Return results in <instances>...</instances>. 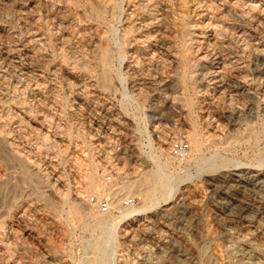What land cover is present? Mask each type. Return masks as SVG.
<instances>
[{
	"label": "bare ground",
	"instance_id": "bare-ground-1",
	"mask_svg": "<svg viewBox=\"0 0 264 264\" xmlns=\"http://www.w3.org/2000/svg\"><path fill=\"white\" fill-rule=\"evenodd\" d=\"M67 1L0 0L2 16L0 17V153L4 152L5 154L2 155L7 154L8 158H11L13 164L15 163L14 168L21 172L24 180L31 178L33 181V175L39 173L48 176L46 169L48 165L51 166L53 158L46 144L48 146L49 144L59 147L66 146L77 137L84 136V134L78 133L73 135L70 130L66 131L67 126L64 118L66 116L73 119H71L72 124H79L82 128L87 121L89 137H94L92 131H96L95 127H108L110 128L109 137H114L119 141L120 137L126 136L122 134L121 126L129 125L132 122L130 118L127 119L124 112L126 113L131 107L138 108L139 97L147 92V87L156 88L157 92L163 95L164 100L170 99V103H175L180 98L184 99L186 107L189 109L193 103L190 96L193 87L189 83V78L191 77V66L195 62H199L201 78L205 79V84L199 89L203 96L200 98V102L205 106L206 119L211 123L214 134L219 133L221 125L219 117L214 113L216 111L214 103L226 104L229 113L244 112V108L249 107L256 100L264 105V75L262 72L258 74L248 71L250 63L264 54V0H192L191 11L193 16L195 15L192 17L193 19L177 17L176 8L173 5L159 4L157 0H134L132 4H130L132 0H124V4H119L117 11L115 9V12L112 11L110 14H108V8L110 3H113L112 0H84V6L88 8L90 17L94 18L98 25L102 23L105 26H110V28L106 27L109 29V33L104 28L102 32L96 34L97 37L93 36L91 28L81 29L80 26L78 27V22L83 20L82 16L67 8ZM130 6H132L131 9ZM177 18L181 20L183 26L180 39L177 38L178 41L175 38V33L173 34L177 29ZM114 19L121 23V28L110 24ZM88 21L90 24L91 19ZM22 36L23 39L20 40L19 37ZM71 40H73L72 44L70 43L71 46L66 49L65 46ZM178 47H180V56L183 59L180 77L182 78V90L173 95L175 93H168V89L171 87L170 82L174 81L171 78L175 74L172 66L177 57ZM55 49L60 51L56 52ZM191 54L194 61L190 57ZM111 57L118 59V67L116 66L118 71L116 68L115 72L111 71L112 68L109 67ZM121 87L124 95L122 96L124 112L119 108L113 112L115 103L113 101L105 102L103 99L108 105L110 114L106 119L97 116L100 111H97L95 100L101 92L100 88L115 91ZM25 91H28L29 101L24 99L17 105L10 103L11 95ZM179 108L185 109L183 104ZM157 118L161 120V117ZM160 120L157 123L159 126ZM32 133L40 136L42 142L37 140L30 142ZM80 133L82 134V132ZM219 135L220 133L218 137H220ZM188 137L192 148L203 147L201 137L197 133H191ZM236 140L237 138H235ZM158 142L160 150L165 151V154L168 153L166 151L170 147L167 143L163 139ZM64 149L66 148L64 147ZM42 152L44 153L42 154ZM41 157L43 162L47 163L43 169L44 172L40 166ZM91 157L93 156L90 155L86 158L92 161ZM92 163L84 162L85 167L82 173L87 187H95L98 190L103 185V181L96 176ZM13 164L11 163V165ZM260 165L256 161L253 164L237 163L231 166L228 174L231 175L233 182H223L219 187V191L226 197L233 195L235 200L239 201L237 202L239 208L233 207L235 210L230 213L231 221L246 222L249 224V228L254 225L258 215L264 213V169H261ZM33 167H36V170ZM160 170L155 168L150 172L149 170L145 171V175H139L141 176L140 180L136 178L137 181H132L126 186L124 184V189L134 186L136 188L137 185L136 191L143 194L145 202L148 204L147 208L156 206L161 201L166 204L171 201V193L175 186L164 181L161 173L163 172L164 176L166 174ZM2 171L0 169V190L5 189L6 184L8 186L7 174ZM171 179L173 180L172 177ZM133 184L134 186H132ZM245 186L258 194L257 203L252 212L248 211L250 210L248 202L243 200V197L236 195V192ZM121 188L123 189V187ZM60 191V199H54L49 192L41 189V204L46 208H48L47 206L51 207L55 212L61 201L67 204L68 216L79 218L84 207L81 192L75 190L68 196L65 192ZM244 193L246 192L244 191ZM253 200L255 199L253 198ZM223 202L228 205L230 203V201ZM15 203L12 198L6 196L0 198V264H29L34 258L35 264H41L39 263L41 260L42 264H58V261H62L61 257H55L54 263L45 258L47 255L44 253L46 246L41 244L43 242L42 230L37 227V223L43 219L42 215H36L43 211L37 204L38 202L22 205L19 209ZM61 209L63 212V208ZM7 216H9L8 219ZM92 218L102 220V217L95 213L92 214ZM41 228L43 227L40 226ZM56 228L58 229V227ZM254 229L249 230L253 232ZM45 230L43 229V233ZM132 231L133 229H128L125 226L123 236L132 240L135 237ZM49 232H45V236L51 237L54 231ZM261 235L264 238V230ZM60 239L58 234L57 240ZM60 242L54 243L56 245L54 249H58V245H62V243L59 244ZM100 245L99 243L93 245L98 253L101 251ZM165 246L167 247V244L163 242L161 248L163 249ZM48 247L49 245H47ZM51 251L53 250L51 249ZM101 253H104V250ZM93 262L96 264L94 260ZM247 264H264V255L261 254L257 259L252 258Z\"/></svg>",
	"mask_w": 264,
	"mask_h": 264
},
{
	"label": "rangeland",
	"instance_id": "rangeland-1",
	"mask_svg": "<svg viewBox=\"0 0 264 264\" xmlns=\"http://www.w3.org/2000/svg\"><path fill=\"white\" fill-rule=\"evenodd\" d=\"M112 1L113 3L111 2L108 8V14L112 11L115 12V9L117 11L119 4H124V0ZM157 1L159 4L173 5L176 8L177 17H186V19L195 17L191 11V7H193L192 0ZM84 4V0H68L66 3V7L70 8L73 13L76 11L82 16L83 20L78 22V27L80 26L81 29L91 28V33L93 32L92 34L95 37L104 28L109 33V29L106 27L110 28V26H105L102 23L98 25V22L90 17L88 8ZM131 8L132 6H130ZM0 17H2L1 14ZM89 19H91L90 24H88ZM176 23L178 24H176L177 29L173 34L175 33L177 40V38L180 39L183 26L179 18H177ZM110 24L121 28V23L115 19ZM19 39L22 40L23 36ZM72 41L65 46L66 49H69ZM59 51L56 50V52ZM190 57L194 61L192 54ZM57 59H59L58 56ZM182 60L180 47H178L177 57L172 66L175 74L171 78L174 81L170 82L171 89H168V93H175L173 95L182 90V78H180ZM256 60L252 62L253 65L250 63L248 71L257 72L258 74L262 72L264 75V54ZM109 62L111 64L109 67L112 68L111 71L115 72L116 69L118 71V68H116V66L118 67V59L111 57ZM255 66L258 67L257 70H255ZM191 69L189 83L193 87L190 94L193 103L189 109L186 107L184 99L180 98L173 104L170 103V99L164 100L163 95L157 92L156 88L147 87V92L139 97L140 105L138 108H128L125 113L123 110L124 99L122 96L124 95L122 94V87L115 91L100 88V95L98 94L95 100L97 111H100L98 114L96 112L97 116L106 119L110 111H108V105L105 102L113 101L115 103L113 112H116L119 108L128 117L127 119L130 118L132 121L129 125L121 126L122 134H125L124 138H126L120 137L118 141L114 137H109L110 128L98 126L95 127L96 131H92L94 137H89L87 134L89 129L87 121L83 125L84 128H82L79 124H72L73 119L66 116L64 117L67 126L66 131L70 130L73 135L78 133L80 135L84 134V136L77 137L73 140L74 142L71 141L66 146L59 147L54 144L48 146L46 144L53 158L51 166L48 165V168H45L48 176L39 173L35 174L36 176L33 175V181H31V178L24 180L21 172L14 168L15 163L13 164L11 158H8L7 154L2 155L5 154L4 152L0 153V169L7 174L6 177L8 178V186L6 184L7 187L5 186V189L0 190L3 192H0V195L1 197L12 198L14 203L17 202L15 203V206H19H17V209L22 205L38 202L37 204L43 211L42 213H35L36 215H42L43 219L40 220V224L37 223V227L42 230L41 238L43 242L41 244L46 246L47 251L44 249V253L47 254L45 258H48V261L50 259L52 260L50 262L54 263L55 257H61V260H63L58 261V264H94L93 260L96 263L98 258L100 259L97 260L96 264H247L252 258L257 259L260 258L261 254L264 255V238L261 235L264 230V213L258 215L253 225L255 227L249 228V224L246 222L231 221L232 216L230 213L232 210L239 208V204H237L239 201L235 200V196L226 197L224 193L219 191V187L223 182L228 181L231 183V175L228 172L231 170V166L237 163L253 164L257 161L261 164V169H264V105L256 100L249 107L244 108V112L229 113L226 104L214 103L213 105L216 106H213L216 109L214 113L221 122L220 137H218L219 133L214 134L212 131V125L206 119L205 106L200 102V98L203 96L199 89L205 84V79L201 78L199 62H195ZM173 71L172 73H174ZM126 86L128 87V84ZM57 88L60 89V87ZM27 93L28 91L16 92L9 97L11 99L10 103L17 105L24 99L29 101L28 98L30 97ZM100 98L102 101L104 99L105 102L103 101V103ZM181 104L185 107L184 111L179 108ZM5 105L7 106V104ZM157 117H161V120ZM159 120L161 122L160 126L157 124ZM250 128L251 131H249ZM191 133H197L201 137L203 147L200 149L192 148L188 137ZM233 137L237 140L235 141ZM41 139L40 136L34 133L30 136V142L35 140L42 142ZM160 139H163L170 147L166 151L169 154H165V151L162 152L158 147ZM137 152L139 154H136ZM75 154L77 156H74ZM90 155L93 156L91 157L92 161L86 158ZM78 156L80 157L78 158ZM259 159L261 160L259 161ZM43 161L41 157L40 166L44 172L43 169L47 163ZM84 162L86 164L94 163L92 165H94L95 174L103 181V185L98 190L95 187H87L88 185L82 173L85 167ZM33 168L36 170V167ZM155 168L161 169L160 172L164 171L166 176L163 172L161 173L164 181L174 184L175 187L172 190L171 199L169 198L171 201L166 204L161 201L156 206L153 205L147 208L148 204H146L143 194L138 190L136 191L137 185L136 188L134 184L132 185L134 187H126L125 189L124 187L132 181H137L136 178L140 180L139 177L145 175V171L149 170L150 172L151 169L155 170ZM124 184L125 186H123ZM36 185L41 186L40 188L45 192H49L54 199H60V189L68 196L73 194L75 190L81 192L82 203H84L82 211L84 213L81 211L79 218L68 216L67 204L61 201L55 212L49 206H47L48 208L44 207L41 204V189ZM246 187L241 188L235 194L237 197H243L242 199L248 202L250 206L248 211L252 212L255 209L258 194ZM32 188L33 190L36 189L33 191ZM3 194L5 195L2 196ZM223 201H230V203L228 205ZM223 203L226 205H222ZM231 205L235 209H232ZM60 207L63 208V212ZM51 211L52 213H50ZM94 213L99 214L102 220L93 219L92 214ZM61 215L62 217H60ZM55 216H58L56 217L58 219ZM8 218L9 216H7ZM58 224L61 225V228ZM40 226L43 228L40 229ZM125 226L128 229H133L132 232H134L135 237L133 236L132 240L123 236ZM251 228H255L253 232L250 231ZM43 229H46L45 232L51 230L54 232L51 237L45 236ZM58 234L60 240H57ZM57 241H62L59 243H62V245H58V249H54ZM163 242L167 244V247L165 246L162 249ZM94 243L101 244L99 247L101 251L97 249V251H100L99 253L96 252L95 246L93 247ZM41 244L40 246H42ZM47 245H49L48 248ZM93 248L94 250H92ZM103 250L104 253H101ZM96 255L100 256L97 257ZM39 263L42 264V260ZM29 264H35V258Z\"/></svg>",
	"mask_w": 264,
	"mask_h": 264
}]
</instances>
